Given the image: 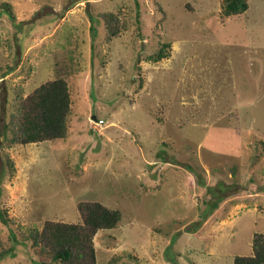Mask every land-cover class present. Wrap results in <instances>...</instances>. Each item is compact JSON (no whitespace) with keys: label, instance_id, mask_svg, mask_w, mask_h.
Returning <instances> with one entry per match:
<instances>
[{"label":"rangeland","instance_id":"374dc122","mask_svg":"<svg viewBox=\"0 0 264 264\" xmlns=\"http://www.w3.org/2000/svg\"><path fill=\"white\" fill-rule=\"evenodd\" d=\"M223 1L0 0L1 139L19 98L47 80L66 78L72 99L66 138L7 150L0 239L14 253L0 264H37L25 236L47 219L79 222V202L98 200L123 215L96 234L98 264L253 253L264 234V0L236 16ZM118 11L127 29L111 37L101 14ZM162 42L168 57L147 61ZM210 187L224 198L202 217L217 203Z\"/></svg>","mask_w":264,"mask_h":264},{"label":"trees","instance_id":"16d2710c","mask_svg":"<svg viewBox=\"0 0 264 264\" xmlns=\"http://www.w3.org/2000/svg\"><path fill=\"white\" fill-rule=\"evenodd\" d=\"M249 0H224L222 15L236 16L249 9ZM2 7L12 21L16 14L9 3ZM121 11L101 14L111 37L120 35L127 29L121 18ZM170 42H162L160 48L146 56L147 61L159 62L168 57ZM72 113L70 85L66 78L49 79L31 91L26 97H20L8 122L5 125L3 139L0 135V220L9 225L11 219L5 204V182L12 177L15 167L7 150L18 144L26 145L43 141L64 139L69 134V121ZM217 203L210 204L209 210L202 213L209 217L220 206L224 195L215 194ZM225 191V190H224ZM226 192V191H225ZM79 222H64L47 219L42 229H32L25 239L31 243L37 256V264H98L95 236L103 229L116 228L122 218V212L101 201H81L78 204ZM206 217V218H207ZM199 225V224H198ZM197 226L190 229L197 232ZM200 229V228H199ZM14 253V247H7L0 239V263ZM116 260V259H115ZM112 261L110 264H114ZM233 264H264V234L257 233L253 239L251 255H237Z\"/></svg>","mask_w":264,"mask_h":264},{"label":"crops","instance_id":"0c3cea01","mask_svg":"<svg viewBox=\"0 0 264 264\" xmlns=\"http://www.w3.org/2000/svg\"><path fill=\"white\" fill-rule=\"evenodd\" d=\"M246 64V63H245ZM246 68H247V77H251V80H253L255 77H257V76H259L258 75V73L256 74H254V69H252L250 66L248 67L247 65H246ZM253 70V71H252ZM262 74H263V72H261L260 73V75L262 76ZM264 75V74H263ZM260 76V77H261ZM246 84V83H245ZM250 84V81L248 80V85ZM252 85H254V82L252 83ZM240 101H243V102H245V99H240Z\"/></svg>","mask_w":264,"mask_h":264}]
</instances>
